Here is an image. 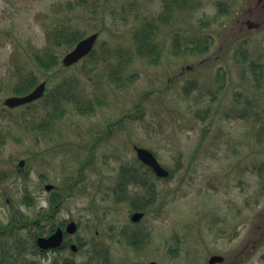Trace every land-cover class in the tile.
<instances>
[{
    "label": "rangeland",
    "instance_id": "rangeland-1",
    "mask_svg": "<svg viewBox=\"0 0 264 264\" xmlns=\"http://www.w3.org/2000/svg\"><path fill=\"white\" fill-rule=\"evenodd\" d=\"M66 1L74 0H0V107H5L3 101L11 95L6 87L14 79V66L32 69L40 81L44 79L32 61L31 47L44 45L45 29L56 22L53 6ZM193 1L194 10H174L169 20L158 25L154 34L161 44L158 63L133 58L124 74L134 78L125 85L114 81V58L109 61L112 66L87 59L66 71H48L52 82L60 79V73L77 78L83 90H95L100 101L94 103L91 114L69 104L63 117L41 131L33 127L41 115L32 107L10 109L14 118L0 116V171L24 159L22 168L29 172L26 180L17 175L0 184V192L10 189L12 198L30 216L45 205L49 194L45 183L59 187L66 177L73 179L82 159L91 156L84 167L85 179L77 182L75 196L57 214L59 221L72 218L79 223L73 238L84 243L78 253L80 262L88 259L92 248L105 249L110 244V257L107 252L99 253L97 264H145L150 260L207 264L214 251L224 257V263L232 264L235 259V264H264V233L260 235L258 229L264 194L256 192L254 171L255 164L264 159V0L258 8L252 0H225V11L216 6L217 0ZM162 3L98 0L73 16L84 36L98 33L96 50L103 40L117 48L129 40L131 29L157 15ZM254 10L260 16L257 20L247 16ZM207 19V24L199 26L200 20ZM247 20L260 26L249 29ZM202 30L211 36L205 52L186 55L174 51L176 32ZM13 51L16 54L11 59ZM65 53L59 55L60 60ZM82 65L95 67L94 82L82 76ZM232 107L246 110L248 119L227 118L225 112ZM46 112L41 110L42 117ZM134 145L153 151L172 174L162 179L149 177L147 185L154 186L157 197L136 224L129 218V202L121 197L117 201L112 191L118 166L136 159ZM24 184L35 206L22 204ZM129 190L135 196L146 193L143 186ZM3 206L0 195V210ZM212 218L214 225L224 229L217 240L205 231ZM110 225L115 230L119 226L145 228L149 244L135 252L124 242H113ZM32 258L45 264L40 255Z\"/></svg>",
    "mask_w": 264,
    "mask_h": 264
},
{
    "label": "trees",
    "instance_id": "trees-1",
    "mask_svg": "<svg viewBox=\"0 0 264 264\" xmlns=\"http://www.w3.org/2000/svg\"><path fill=\"white\" fill-rule=\"evenodd\" d=\"M262 1L263 0H252V4L258 8L263 4ZM190 2L194 3L193 0H163L162 10L151 18H145L141 26L131 29L130 38L125 44H121L117 48H110L108 47L106 41H100V48L96 50L95 46L89 55L83 60L90 59L94 62L102 61L104 64L108 65L110 64V59L114 58L115 61L113 66L110 64L113 67L112 76L114 81H117V84L120 86L125 85L126 81H131L134 78L133 75L124 74V71L133 61V58L145 57L153 64L158 63V54L161 49V44L154 37V34L157 33L156 28L160 23L169 20L174 10L179 13H183L185 8L194 10L195 8L190 5ZM97 3L98 0H74L66 1L64 4H55L52 10L56 12V22L52 28L45 29L46 33L44 45L41 48L31 47L32 61L45 74L44 80L47 83L43 96L39 100L26 105L25 108H23L28 109L32 107L34 111L41 115L39 116V122L33 123L34 129L41 131V129H47L50 127L66 114L69 104H73L77 109L84 110L86 114H91L94 110V103H98L100 101V98L95 90H83L79 85L78 79L75 77L71 78L65 74L60 75L59 73L60 79L52 82L46 75L48 71H51L53 68H58L63 71L68 69L61 65L59 55L62 52L70 50L77 41L84 37L83 31L73 15L76 14L80 8H86V6L92 7V5ZM216 6L220 8V11H225L227 9V3L225 0H217ZM247 16L255 20L260 18L259 13L256 12V10L249 12ZM207 23L208 19L200 20L199 26ZM172 43L174 51H183V54L186 55H197L205 52L209 48L211 44V36L208 33H204L203 30L186 32L184 34L176 32L172 37ZM15 54L16 52L13 51L11 59L15 56ZM102 67L104 68V66ZM13 68L14 79L7 85L8 88L5 86L10 94H25L35 87L40 81L38 75L32 69L29 70L27 67L17 68L16 66ZM94 68V66L86 67L85 65H82V76H86L87 79H89V82L92 76L94 77L97 75ZM219 75L221 78H224V75L222 76L221 73H219ZM219 80L220 79H218V81ZM49 81L51 82L50 84ZM91 82H94V79H92ZM219 87H222V83H220ZM36 105L38 107L34 109ZM42 109L47 110V115L44 117H42L41 114ZM245 111L246 110H238L237 107H232L225 112V116L227 118L232 117L245 119L247 118ZM0 116H9V118H14L10 110L3 107L0 108ZM21 116L22 115H19L18 117ZM263 125L264 124H261V126ZM90 161L91 156L89 155H87L85 159H82L80 162V173L75 176L74 180H66L64 185H62L63 188L71 189L78 181H83L86 177L84 167L87 166ZM117 171L118 176L116 184L112 188L114 199L118 201V197H121L122 200H127L129 202L133 210L148 212V209L157 197L154 186L147 185V182L150 180L147 173L151 172L149 167L143 165L135 159V161L122 163L118 166ZM254 171H256L257 174L258 187L256 192H258L259 196L260 194H264V159L257 163V165L255 164ZM171 175L172 174L170 173L169 177H171ZM23 177L26 180L28 178V174H24ZM130 185L135 187L143 186L146 188V193L135 196L129 190ZM30 196V194L25 192L24 201L28 206H31L33 203ZM41 214L42 212L39 210L32 218L35 229L40 223ZM259 217L262 220L258 225V229L261 228L260 235H262L264 233V214H260ZM122 229L123 233H120V235L126 237V241L148 237L145 234L141 235L137 231L132 232L125 226H122ZM95 230L96 228L94 231ZM33 246L35 248V245ZM83 246L84 245L81 244V249ZM99 250L100 251H98L97 248H92L91 254L87 257L88 259L83 260L81 264H97L99 261L97 259L99 257V253L106 251L101 247ZM262 258L264 259V255ZM105 259H107V256ZM105 259L103 262H105ZM32 264H39V262L33 260Z\"/></svg>",
    "mask_w": 264,
    "mask_h": 264
},
{
    "label": "flooded vegetation",
    "instance_id": "flooded-vegetation-1",
    "mask_svg": "<svg viewBox=\"0 0 264 264\" xmlns=\"http://www.w3.org/2000/svg\"><path fill=\"white\" fill-rule=\"evenodd\" d=\"M17 170L22 172V175L28 174L29 177V172L26 171V168H17L15 163L13 168L0 171V184L12 179H16ZM24 177H19V179L25 180ZM48 184L52 185V187L49 189L46 188V185ZM43 188L49 194L45 198V205H41L39 207L42 214L40 217L41 220L39 219L40 223L36 229L33 225L34 222L32 221V218L35 214L31 216L26 214L21 209L20 202L16 203L12 198L10 189L3 188L1 190L0 195L4 196L5 206H3V208L0 210V264H32L33 254L38 256L40 255L45 264H81L78 253L81 251L80 245L82 242L80 238L75 239L73 238V234H68L65 231L68 223L75 220L72 218H64L59 221L57 216L65 201H67L71 196H75V187L71 189H65L63 187H56L52 183H45ZM23 191L24 194L25 192L31 194L30 198L35 206L36 201L30 189L23 188ZM21 202L23 205L28 206L23 201ZM132 213L134 212L132 211L129 214V218ZM132 223L136 224L138 222ZM214 223V218H212L210 225L205 231L211 236V239L217 240L222 234H224V229L214 225ZM109 227V232H113L115 236L113 242H124L123 245L125 247H128L135 252H142L145 246L149 244V239L145 240L144 237L136 238V240L132 239L131 241H126V237L120 235V233H123V229L120 226L118 230H115L113 225H110ZM58 229H61L62 231V240L58 246H49L46 248L38 247L37 238L39 236L48 238ZM145 230L146 229L143 228L138 229L137 231L144 233ZM33 245H35V248ZM73 246H75V249ZM105 250V252H107L110 257V244L106 245ZM98 251H100L99 248ZM198 253L199 251L194 254L196 260L198 258ZM138 254L140 253H136L135 255ZM213 256H219V254H216L215 251L211 252L209 254L207 264H210L209 259ZM137 257L138 256L135 258ZM109 262H111V260H109ZM110 264L115 263L111 262ZM121 264H124V262ZM214 264L221 263L215 262Z\"/></svg>",
    "mask_w": 264,
    "mask_h": 264
},
{
    "label": "water",
    "instance_id": "water-1",
    "mask_svg": "<svg viewBox=\"0 0 264 264\" xmlns=\"http://www.w3.org/2000/svg\"><path fill=\"white\" fill-rule=\"evenodd\" d=\"M246 24L249 28L258 27V24L252 22V21H246ZM98 38V33L94 32L90 35L82 38L79 40L74 48H72L69 52H67L63 58L62 63L64 66H70L77 61H79L81 58L86 56L90 53L92 50L96 40ZM45 90V82H41L38 84L31 92L27 93L23 96H10L7 97L4 101L5 105L8 107H16L28 102H32L38 98H40ZM134 149L136 151L137 158L143 162L144 164L150 166L154 173L159 177H166L168 176L169 172L166 168L162 167L160 163L157 161L155 156L151 151H149L146 148L143 147H137L134 146ZM23 164V161H20V165ZM52 185H46V188H51ZM143 216L142 212H136L131 216V219L133 221L139 220ZM77 228V225L74 221H71L67 227L66 231L68 233L75 232ZM62 240V231L61 229H58L55 233H53L48 238L44 237H38L37 243L41 248H46L49 246H58L61 243ZM75 249V246H73ZM223 257L222 256H213L209 259L210 264H214L215 262H222ZM148 264H158L157 262L151 261Z\"/></svg>",
    "mask_w": 264,
    "mask_h": 264
}]
</instances>
